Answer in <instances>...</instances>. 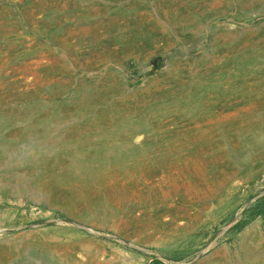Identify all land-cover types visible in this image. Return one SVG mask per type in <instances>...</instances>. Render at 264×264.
Instances as JSON below:
<instances>
[{
  "label": "rangeland",
  "instance_id": "1",
  "mask_svg": "<svg viewBox=\"0 0 264 264\" xmlns=\"http://www.w3.org/2000/svg\"><path fill=\"white\" fill-rule=\"evenodd\" d=\"M44 255L264 264V0H0V264Z\"/></svg>",
  "mask_w": 264,
  "mask_h": 264
},
{
  "label": "bare ground",
  "instance_id": "2",
  "mask_svg": "<svg viewBox=\"0 0 264 264\" xmlns=\"http://www.w3.org/2000/svg\"><path fill=\"white\" fill-rule=\"evenodd\" d=\"M39 144V143H38ZM50 148V147H49ZM44 150V149H43ZM19 151V150H18ZM17 151V152H18ZM51 151V150H50ZM54 152V151H53ZM52 152V153H53ZM3 154V153H2ZM17 154V153H16ZM4 155V154H3ZM8 155H9V153H8ZM13 155H15V154H13ZM51 155V154H50ZM12 156V155H11ZM16 157V156H15ZM17 159V158H16ZM41 258V260H42V264H61V262L58 260V259H56L54 256H51V255H44V256H41L40 257ZM34 260V257L33 258H26L25 260H24V264H33V261Z\"/></svg>",
  "mask_w": 264,
  "mask_h": 264
}]
</instances>
